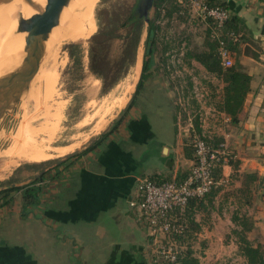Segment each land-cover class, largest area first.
Wrapping results in <instances>:
<instances>
[{
	"label": "rangeland",
	"instance_id": "374dc122",
	"mask_svg": "<svg viewBox=\"0 0 264 264\" xmlns=\"http://www.w3.org/2000/svg\"><path fill=\"white\" fill-rule=\"evenodd\" d=\"M136 3L137 0H96L76 12L85 25L84 39L78 42L60 40L54 44L52 52L58 56L53 59L52 53L51 61L56 59L60 70L55 84V94L47 104L50 106L49 111L41 107L42 94L34 91L40 86L37 83L39 76L36 72L20 103L1 117L0 148L3 147L0 150V189L8 190L11 185L23 188L39 180L37 177L42 171L46 170L47 173L55 170L56 168L47 169L60 158L77 149L82 151L90 145L100 133L117 123V114L131 102L125 109L127 112L125 115L134 107L139 109L138 113L147 116L150 122L160 121L156 126L164 130L161 132L163 135H167L171 124L176 135L172 146L176 149L181 148L186 159L184 168L182 167L183 174L188 173L194 163L193 141L196 138H205L215 147L222 143L226 153L227 165L221 170L219 177L221 183L187 212L186 237L177 243L162 241L154 244L151 241L148 254L150 264H180L177 260L172 263L166 259L168 248L176 255L179 254L180 260L187 257L197 260L198 264H246L238 251L236 236L232 233L236 228L232 217H245L251 222V230L245 235L252 245L260 246L264 253V100L263 111H260V115L254 116V120L258 117L262 119L259 128L249 131L254 135H248L250 138L252 135V138L246 144L244 140L238 139L240 119L234 124L219 109L223 100L224 83L192 58L193 55L205 50V44L209 39V25L190 14L177 0L175 1L177 12L169 18L165 17L163 12L155 18L153 9L150 10L149 18L155 20L157 30L153 36V47L145 57L147 24L142 27L141 42L137 50L139 74H134V65L110 92H102L100 81L89 71V40L96 34L97 25L103 21H110L113 28L124 19L130 18ZM125 32L126 30L118 31L121 35H125ZM25 35L18 31L13 32L5 48L10 51V46L19 43ZM72 44H79L81 48L80 53L73 50L74 58L69 56ZM122 44V41L117 40L111 46L109 53L111 60L120 55ZM18 49L20 50V47ZM20 52L25 54L24 50ZM262 52V48L253 43L247 54L257 58ZM78 54L81 55L80 63L75 61ZM15 57L11 53L12 60L8 62L6 57L0 54V78L13 72ZM143 60H147V66L137 92L136 86L140 81ZM242 71L247 74L246 70ZM254 71L256 74H264V67L254 68ZM29 91L35 97L31 98L32 102L26 99ZM155 93L158 98L152 99ZM33 100L36 101L34 105ZM24 101H27L26 104ZM21 117L23 119H20ZM53 124L57 126L53 127ZM23 125L20 133L40 130L37 133L38 137L37 135L34 137L38 142L46 138L43 131L50 133L52 130L51 140L44 145L46 149L39 145L43 149L44 159L29 161L10 158L3 154V151L8 149L7 144L9 146V141L17 132V128L19 130ZM11 133L12 135H9ZM55 149L64 152L62 154ZM185 152L188 157L184 155ZM250 175L254 176L255 180L252 181ZM9 196L12 200L5 208L13 209L10 211L12 214L19 213L22 203L21 191H12ZM1 198L2 196L0 204ZM31 210L33 212V207Z\"/></svg>",
	"mask_w": 264,
	"mask_h": 264
},
{
	"label": "crops",
	"instance_id": "0c3cea01",
	"mask_svg": "<svg viewBox=\"0 0 264 264\" xmlns=\"http://www.w3.org/2000/svg\"><path fill=\"white\" fill-rule=\"evenodd\" d=\"M222 2L243 24L238 60L251 81L238 139L248 144L249 131L262 120L254 116L263 111L264 74L254 68L264 67V0ZM253 43L263 51L257 58L247 54ZM130 104L78 156L40 177L35 206L23 210L21 203L15 214L5 208L10 203L0 207V264H150L151 239L130 206L137 179L179 180L187 175L186 159L172 146L176 135L168 120L163 135L160 121L150 122L139 109L125 115Z\"/></svg>",
	"mask_w": 264,
	"mask_h": 264
},
{
	"label": "trees",
	"instance_id": "16d2710c",
	"mask_svg": "<svg viewBox=\"0 0 264 264\" xmlns=\"http://www.w3.org/2000/svg\"><path fill=\"white\" fill-rule=\"evenodd\" d=\"M176 1V0H175ZM174 0H154L153 11L155 18L163 12L165 17H171V15L177 12ZM206 4L210 7H219L228 11L226 4L222 0H206ZM229 12V11H228ZM155 20L150 19L147 22L146 38L144 41L145 46V57L149 54L151 48L153 47V36L157 28L154 25ZM209 27V39L205 44V50L195 54L192 58L198 62L205 70L222 80L224 83L223 88V100L219 107L220 111L228 116L232 123H237L238 114L240 113L245 98L250 90L251 77L242 71V67L239 63V42L233 43L229 38V34L234 36H239V41L241 40V32L243 24L241 20L235 15H229V19L225 22L223 32L221 35L222 41L226 44L227 48L231 52L232 65L229 67H223L220 63L217 48L218 42L211 36L212 24L210 21L207 22ZM106 24V25H105ZM144 21L136 18H128L117 24L116 27L112 28V23L102 22L98 24V30L89 40L88 48V67L89 71L94 75L101 83L102 92H110L117 83L124 78L129 69L132 68L137 59V50L141 42L142 27ZM119 30H126L125 35L118 33ZM122 41V52L116 59L111 60L110 50L111 46L115 41ZM73 50H81L79 44H72L69 50L70 58H74ZM80 53V52H79ZM81 55L75 57L76 63H80ZM79 65V64H78ZM147 60H143L142 72L140 76V81L137 85L136 91L139 89V84L143 81V73L146 70ZM196 128L200 132L197 123H195ZM206 143H208L213 149L219 148V144L215 147L209 140L202 138ZM222 144V143H221ZM79 155V154H78ZM76 155V156H78ZM184 155L187 156L185 152ZM192 161L195 162V157L193 156ZM227 165V164H226ZM223 165L218 164V166L213 171V176L219 179L220 173ZM59 167V166H58ZM57 168V167H56ZM184 177L176 181H182ZM253 181L254 176H249ZM41 179V178H40ZM38 180L27 186L16 187L13 189L0 191V197L2 196L0 207L10 203L12 198L9 193L12 191H21L22 207L25 210L27 207L35 206L39 199V189L36 185ZM160 183L159 181H156ZM213 190V189H212ZM212 190L206 194L203 198L190 199L187 208L184 212V222L187 218L188 210L193 209L196 202L202 201L208 195L212 193ZM186 214V217H185ZM236 223V228L232 233L236 236L238 251L244 258L246 264H264V253L260 246H254L247 239L246 233L251 230V222L247 218H239L238 216L232 217V222ZM187 222V221H186ZM186 226V224H185ZM240 227V228H238ZM188 227L186 226L184 232L181 235L175 236L174 241L177 243L183 240L187 235ZM177 254V261L180 264H198L197 260L191 258H184L180 260V255Z\"/></svg>",
	"mask_w": 264,
	"mask_h": 264
},
{
	"label": "built area",
	"instance_id": "2783aa9c",
	"mask_svg": "<svg viewBox=\"0 0 264 264\" xmlns=\"http://www.w3.org/2000/svg\"><path fill=\"white\" fill-rule=\"evenodd\" d=\"M177 1L201 21L211 22V36L218 42L220 63L223 67L231 66V52L221 39L229 12L223 8L208 6L206 0ZM229 38L233 43L240 42V35L229 34ZM193 151L195 162L182 181L157 183L147 177L137 179V197L130 206L154 244L162 241L170 243L175 236L181 235L186 228L183 216L190 199L203 198L221 183L220 178L213 176V171L218 164L223 165L222 169L226 166L225 146L220 144L219 148L213 149L202 138H196L193 141ZM165 257L172 263L177 260V255L171 248H168Z\"/></svg>",
	"mask_w": 264,
	"mask_h": 264
},
{
	"label": "bare ground",
	"instance_id": "6f19581e",
	"mask_svg": "<svg viewBox=\"0 0 264 264\" xmlns=\"http://www.w3.org/2000/svg\"><path fill=\"white\" fill-rule=\"evenodd\" d=\"M95 1L96 0H70L68 5L62 10V12L60 14L58 26L52 29V31L48 35L47 40L42 44L41 59H40V63H39L38 69H37V74L39 76L37 83L40 86L37 87L36 89H34V91L37 92L39 95L42 94L43 99L41 102V107H45L44 109H46L47 111H49L48 109H50V106H47V104H48L49 100L53 97V95L55 94V84L57 82L58 72L60 70L59 65L56 64V59L53 62L51 61V58H52L51 55L53 53L52 49L54 48V44L58 43V41H60V40H69L72 42L83 41L84 35H85V25H84L83 20L80 18L79 14L77 15L76 12L81 11V9L86 4L94 3ZM45 4H46V0H0V54H3L6 57V59L8 60V62H10L12 60L11 59V53L16 56L15 58H13V62H14L13 72L17 71L20 68L22 61L25 57V54L20 52V51L24 50L26 35H25V37H23L21 39V41L19 43L12 44L10 46V49H9L10 51H8L7 47L5 48V45L8 43L11 34L13 32L18 31V29H17L18 22L20 20L29 19L31 14L35 15V14L41 13L44 9ZM18 32H20V31H18ZM20 33L26 34L25 32H20ZM19 47H20V50L18 49ZM56 50H57V48H56ZM8 55L10 57H8ZM52 56L54 59V57L58 56V55L53 53ZM63 60L64 59H62V61ZM138 60L139 59L137 58L135 66L133 68V72L135 75L139 74L140 63ZM60 61H59V63H60ZM62 61H61V64H62ZM50 64H52V65H50ZM31 91H32V89H31ZM34 91H32V92H34ZM32 92L29 91L28 96L26 97L27 100L31 101V98H35V97H33V94H31ZM26 102H25V104H26ZM53 102H55V101H53ZM35 103H36V101L33 100V105ZM49 105H51V103ZM22 107H23V105H22ZM41 109H43V108H41ZM42 111H44V110H42ZM6 114H7L6 110H4L2 107H0V117L4 116ZM28 114H30V113H28ZM19 117H20V115H19ZM33 117H36V116H33ZM29 118H31V117H29ZM20 119H23V118L21 117ZM48 122H50V121H47V123ZM20 123H21V121H20ZM55 123H57V122H55ZM95 123H97V122H95ZM24 125L20 126L19 130L17 128L16 133L14 132L15 133V134H13L14 136L11 137V140L9 139L10 140L9 146L7 144L8 149H5V151H3V154H6V156H9L10 158L25 159V160H29V161H36V160L44 159L45 156H44V152L42 151L43 149H41L39 145L44 146L46 144V142L49 143V141L51 140V137L53 136V135H51L53 133V132H51L52 131L51 128L49 129V130H51L50 131L51 134L49 133V131L47 133H45L43 131L46 138L44 140L41 139V141L38 142L35 138L38 137L37 133H39L40 130L34 131V132L22 131L20 133V129H22V127H24ZM16 126H18V125H16ZM48 126H47V128H48ZM52 126L53 127L57 126V124H53ZM6 128H8L7 125H6ZM3 130H4V128H3ZM0 132H1V129H0ZM9 135H12V133ZM5 137H6V135H5ZM8 137H10V136H8ZM5 141H4V144H6ZM2 144H3V142H2ZM71 146L72 145H70L69 147H71ZM5 147L6 146H4V148ZM45 147L46 146H44V148ZM1 148H0V150H1ZM60 148H64V147H60ZM64 149H66V148H64ZM70 150H72V148ZM58 152L62 153V152H64V150H61V151L58 150ZM68 152H70V151H68ZM14 163H15V161H14Z\"/></svg>",
	"mask_w": 264,
	"mask_h": 264
},
{
	"label": "water",
	"instance_id": "95a60500",
	"mask_svg": "<svg viewBox=\"0 0 264 264\" xmlns=\"http://www.w3.org/2000/svg\"><path fill=\"white\" fill-rule=\"evenodd\" d=\"M70 0H46L41 13L31 16L27 20H20L17 29L25 32V57L20 68L0 78V104L6 112L15 109L21 98L26 94L28 87L33 80L41 59V47L47 40L53 28L58 26L62 10ZM154 0H137L136 7L130 18H136L147 24L149 12L153 8ZM1 120V117H0ZM8 121V120H7ZM81 151L75 150L72 153L60 158L49 166L47 170L56 168L75 157ZM46 170L42 171L37 178H40ZM11 185L9 189L16 188ZM5 189H0L3 191Z\"/></svg>",
	"mask_w": 264,
	"mask_h": 264
}]
</instances>
